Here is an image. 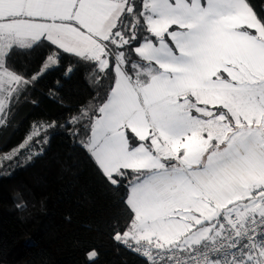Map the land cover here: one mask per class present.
I'll list each match as a JSON object with an SVG mask.
<instances>
[{
  "label": "snow or ice",
  "instance_id": "6c2138e0",
  "mask_svg": "<svg viewBox=\"0 0 264 264\" xmlns=\"http://www.w3.org/2000/svg\"><path fill=\"white\" fill-rule=\"evenodd\" d=\"M54 70H83L93 102L0 141V177L62 131L118 197L109 236L140 264H264V0H0V130Z\"/></svg>",
  "mask_w": 264,
  "mask_h": 264
},
{
  "label": "trees",
  "instance_id": "16d2710c",
  "mask_svg": "<svg viewBox=\"0 0 264 264\" xmlns=\"http://www.w3.org/2000/svg\"><path fill=\"white\" fill-rule=\"evenodd\" d=\"M62 77V70H54L40 81L34 93L38 105L21 104L13 127L0 130V141L7 139L8 146H14L34 121L63 122L70 110L93 102L96 90L83 70L69 80ZM58 80L56 99H49L48 89L57 88ZM17 193L26 210L13 207ZM117 200L73 142L58 131L34 166L0 177V264H85V250L91 248L98 251L95 264H140L137 256L110 239L111 225L124 223Z\"/></svg>",
  "mask_w": 264,
  "mask_h": 264
}]
</instances>
